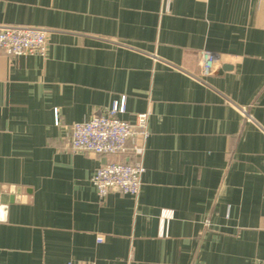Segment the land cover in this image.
I'll list each match as a JSON object with an SVG mask.
<instances>
[{"label": "crops", "instance_id": "0c3cea01", "mask_svg": "<svg viewBox=\"0 0 264 264\" xmlns=\"http://www.w3.org/2000/svg\"><path fill=\"white\" fill-rule=\"evenodd\" d=\"M5 25L47 50H0V264H264V0H0ZM123 98L141 190L100 199L97 168L136 159L66 140Z\"/></svg>", "mask_w": 264, "mask_h": 264}, {"label": "built area", "instance_id": "2783aa9c", "mask_svg": "<svg viewBox=\"0 0 264 264\" xmlns=\"http://www.w3.org/2000/svg\"><path fill=\"white\" fill-rule=\"evenodd\" d=\"M0 50L13 57L44 56L47 50L46 30L26 25L2 26ZM199 66L203 77L211 76L217 70L218 58L209 51H200ZM124 111L123 98L103 112L93 115L88 121L73 124L69 128L66 144L73 153L107 157L129 154L136 159L133 163L107 161L97 168L91 182L100 199H104L110 192H118L134 199L140 194L141 176L144 173L142 156L148 138V114H138L135 121L129 123L118 117ZM54 123L55 126L59 125L57 117ZM172 219V211L161 210L160 236L167 235V227Z\"/></svg>", "mask_w": 264, "mask_h": 264}, {"label": "water", "instance_id": "95a60500", "mask_svg": "<svg viewBox=\"0 0 264 264\" xmlns=\"http://www.w3.org/2000/svg\"><path fill=\"white\" fill-rule=\"evenodd\" d=\"M226 68H228V67H224V69H226Z\"/></svg>", "mask_w": 264, "mask_h": 264}]
</instances>
